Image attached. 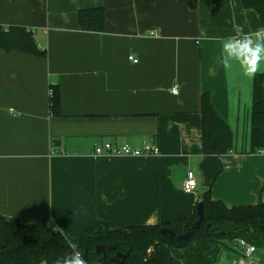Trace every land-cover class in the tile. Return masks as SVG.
<instances>
[{"label": "crops", "instance_id": "crops-1", "mask_svg": "<svg viewBox=\"0 0 264 264\" xmlns=\"http://www.w3.org/2000/svg\"><path fill=\"white\" fill-rule=\"evenodd\" d=\"M90 7H103L102 31L80 28L77 12ZM0 24L31 29L45 51L0 48L6 219L51 222L77 243L102 223L124 229L186 217L207 190L227 207L264 202V153L248 151L253 78L218 62L217 38L262 28L254 10L239 0H196L194 8L189 0H0ZM204 92L232 130L225 154L202 153ZM105 142L158 153L94 154ZM188 170L196 179L189 193ZM232 257L226 249L219 260Z\"/></svg>", "mask_w": 264, "mask_h": 264}, {"label": "trees", "instance_id": "trees-1", "mask_svg": "<svg viewBox=\"0 0 264 264\" xmlns=\"http://www.w3.org/2000/svg\"><path fill=\"white\" fill-rule=\"evenodd\" d=\"M242 8L254 10L264 27V0H239ZM190 7L196 0H189ZM80 28L85 31H102L105 12L103 7H90L77 12ZM0 48L5 51H19L40 56L44 49L37 46L33 32L24 26L0 24ZM50 113L57 114L59 93L50 87ZM201 148L203 154H225L232 150V130L213 106L210 96L204 92L200 97ZM249 152L264 153V72L258 73L252 81V102ZM55 143L52 141V146ZM203 220L186 240L177 242L160 232L167 228L175 235L185 232L197 218L196 206L193 212L168 223L132 225L124 229H113L102 223L100 229L85 230L76 243L89 264L100 258L96 245H114L107 254L104 264H220L222 250H232L234 239H243L256 249H264V202L253 205L227 207L211 197L209 190L201 196ZM199 203V202H198ZM197 203V204H198ZM196 204V205H197ZM207 224L209 226L207 227ZM226 234L215 238L213 233ZM68 251L65 236L54 231L45 223H22L8 220L0 213V264H54L56 258ZM124 259L113 260L116 253H126ZM236 253V252H235Z\"/></svg>", "mask_w": 264, "mask_h": 264}, {"label": "clouds", "instance_id": "clouds-1", "mask_svg": "<svg viewBox=\"0 0 264 264\" xmlns=\"http://www.w3.org/2000/svg\"><path fill=\"white\" fill-rule=\"evenodd\" d=\"M217 39L221 46L218 62L226 73H231L236 68L242 76L254 78L264 70V28ZM49 227H52L54 231L61 233L63 231V228L54 226L51 222ZM65 240L68 251L56 258L54 264H89L79 246L67 237Z\"/></svg>", "mask_w": 264, "mask_h": 264}, {"label": "built area", "instance_id": "built-area-1", "mask_svg": "<svg viewBox=\"0 0 264 264\" xmlns=\"http://www.w3.org/2000/svg\"><path fill=\"white\" fill-rule=\"evenodd\" d=\"M264 28V27H263ZM243 34V33H237ZM128 59L136 62L137 59L133 57V55H129ZM172 93L177 92V86L173 85L171 88ZM50 96L52 94V89L50 88ZM52 144V143H51ZM158 149L153 146H146L142 149L131 147L127 144H113L111 142H105L101 145H97L94 147V154L96 155H127V156H139V155H145V154H157ZM196 186V179L195 174L192 170H188L186 173L185 180L183 182V191L184 192H192ZM235 245L232 247L233 257L230 260L229 264H260L258 261L254 258V253L256 251V248L248 243L247 241L243 239H234ZM236 252V253H235Z\"/></svg>", "mask_w": 264, "mask_h": 264}, {"label": "water", "instance_id": "water-1", "mask_svg": "<svg viewBox=\"0 0 264 264\" xmlns=\"http://www.w3.org/2000/svg\"><path fill=\"white\" fill-rule=\"evenodd\" d=\"M196 215L197 218L191 223L190 227L183 233L177 234L175 235V233L173 231H171L170 229L167 228H163L160 230V232L164 235H168L169 237H173L175 236V240L177 242H180L181 240H186L189 238V236L192 234L193 230L196 229L197 227H199V225L201 224L202 220H203V206L202 203L199 202L196 206ZM209 226V224H207V227ZM226 233L224 231H218L213 233V237L218 238L221 237L223 235H225ZM114 249V245H96L95 246V252L97 254H101L100 258H98L94 264H104L107 260H108V252L110 250ZM85 258H86V252L84 253ZM128 255V251L126 253H116L114 255V257H112L113 260H117V259H124L125 256ZM172 262V258L169 255L168 258V264H171Z\"/></svg>", "mask_w": 264, "mask_h": 264}, {"label": "rangeland", "instance_id": "rangeland-1", "mask_svg": "<svg viewBox=\"0 0 264 264\" xmlns=\"http://www.w3.org/2000/svg\"><path fill=\"white\" fill-rule=\"evenodd\" d=\"M262 249H263V248H260V249L258 250V254H259V256H261V255H260V251H261ZM219 262H224L223 264H225V263L227 262V263L229 264V263H230V260L220 259Z\"/></svg>", "mask_w": 264, "mask_h": 264}, {"label": "flooded vegetation", "instance_id": "flooded-vegetation-1", "mask_svg": "<svg viewBox=\"0 0 264 264\" xmlns=\"http://www.w3.org/2000/svg\"><path fill=\"white\" fill-rule=\"evenodd\" d=\"M100 256H101V254H100Z\"/></svg>", "mask_w": 264, "mask_h": 264}]
</instances>
